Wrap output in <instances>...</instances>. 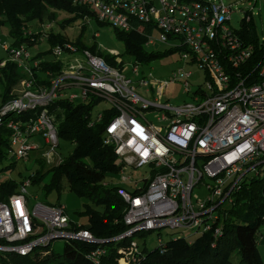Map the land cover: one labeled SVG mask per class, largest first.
<instances>
[{"label": "built area", "instance_id": "2783aa9c", "mask_svg": "<svg viewBox=\"0 0 264 264\" xmlns=\"http://www.w3.org/2000/svg\"><path fill=\"white\" fill-rule=\"evenodd\" d=\"M69 1L92 9L100 21L120 30L154 26L146 33V45L154 44L157 29L160 42L187 49L180 51L182 58L196 64L204 79L191 83L192 70L179 68L164 81L144 76L137 80V88L125 63L120 65L121 58L112 66L89 49L66 41L52 46V66L44 75L48 83H43L37 72L44 59L34 58L26 43L6 44L0 39L8 54L0 60V69L16 62L23 74L19 80L22 91L14 87L12 97L0 105V129L4 124L11 129V155L26 159L41 148L30 142L33 136L43 139L47 156L55 154L60 138L50 103L65 99L90 104L95 111L98 103L106 101L110 106L97 111L96 118L99 122L110 115L104 141L115 147L123 161V181L132 186L131 191L119 190L127 204L124 221L131 226L115 238L134 230L166 227L184 232L186 238L212 229L218 233L220 225L214 229L212 223L222 217L220 207L231 202V194L242 181L257 175L264 164V34L252 43L242 38L238 31L244 27L231 24L234 3L227 0ZM252 20L255 23L253 12L247 11L241 23ZM41 27L35 31L37 40L47 41L51 29L47 33ZM27 32L33 35L32 30ZM31 41H36L35 35ZM134 62L131 71L137 72L140 63ZM177 83L183 85L190 101L175 104L164 99L165 92ZM36 108H40L36 116L15 118ZM126 166L147 167L149 176L134 179L126 173ZM199 183L208 196L194 202ZM29 184L25 181L20 192L0 202V252L26 255L60 238L106 241L74 225L63 204L30 206ZM132 246L138 249L135 242ZM104 253L98 248L92 256ZM131 257L122 264L136 262Z\"/></svg>", "mask_w": 264, "mask_h": 264}, {"label": "trees", "instance_id": "16d2710c", "mask_svg": "<svg viewBox=\"0 0 264 264\" xmlns=\"http://www.w3.org/2000/svg\"><path fill=\"white\" fill-rule=\"evenodd\" d=\"M50 9L73 14V18L63 21L62 26L76 18H93L100 24H108L100 21L92 9L74 5L69 0H0V27H9V32L15 39L13 45L26 43L31 47L39 42L38 34L31 29V24L36 22L41 26L45 19L54 21L56 14L50 12ZM241 24L244 28L238 34L251 43L257 42L258 32L254 21H243ZM152 27L154 26L148 25V29L144 27L142 30L130 31L115 28L124 43L126 53L132 55L138 63L149 64L167 54L187 50L185 47L164 51L149 50L146 47V33L149 29L152 31ZM31 30L33 35H28L27 31ZM34 35L36 41L33 42L31 40ZM66 41L71 40L56 33L52 27L47 40L51 47L33 55L34 58L44 59L37 72L43 83H48L44 75L45 70L52 66V46ZM71 42L103 57L112 66L118 65L117 56L103 54L96 45L89 47L81 38ZM59 66L56 65L57 68ZM0 73L3 104L12 97L11 92L23 74L16 62H8L0 69ZM48 108L54 117L59 138L73 143L75 147L68 157L51 169L54 173L53 180L45 187L60 184V179L64 177L71 190L98 205L99 209L88 208L85 212L88 225L82 224L81 227L89 229L94 236L106 241L94 243L82 239H67L62 253L51 251V244L37 246L26 255L0 252V264H122V260L131 261V254L136 257V262L130 264H235L231 260L234 253L239 255L237 264H264L258 249L261 229L264 227V164L257 175H251L242 181L239 188L231 194L232 201L228 208L220 207L222 217L212 223L214 229L220 225L218 233H214L212 229L202 235L186 238L184 232H181L182 236L172 237L166 242L159 241L160 245L153 250L146 247L135 249L132 246L134 237L146 235L153 230H139L130 236L113 240L128 231L130 226L124 221L127 204L119 192V187L105 182L108 174L118 173L122 168L115 147L104 141V128L110 115H105L98 122L97 111H92V105L65 99L50 103ZM39 112L40 108H36L15 118L36 116ZM10 136L11 129L4 124L0 129V175L11 171L19 160L10 153ZM7 160L13 161L4 165ZM35 161L42 168L30 175V183L42 181L49 172L44 169L47 164L42 157L35 158ZM26 180H0V202H7L13 194L20 192V185ZM98 248L104 249L105 253L94 258L92 252Z\"/></svg>", "mask_w": 264, "mask_h": 264}, {"label": "rangeland", "instance_id": "374dc122", "mask_svg": "<svg viewBox=\"0 0 264 264\" xmlns=\"http://www.w3.org/2000/svg\"><path fill=\"white\" fill-rule=\"evenodd\" d=\"M229 2L234 3L231 21V24L234 27H239L241 25V19L244 17L245 13L247 11H251L254 14L255 26L258 34L260 36L264 34V0H258L257 2L256 0H227V3ZM50 12L56 14V19L54 21L45 19V21L42 23L43 27L47 29V33L49 32V29H52L53 27L56 33L65 35L71 41L76 42V40L81 38L82 42L89 47L94 45L98 46L103 54L111 53L116 54V56L119 54V57L124 60L122 63H120V65L125 63L128 73L133 78V82L137 88H140L137 80H141L144 76L150 81L151 77L160 81H164L169 79L172 76L174 70H177L178 67L192 70V82H202L204 79V73L197 68L196 64H187L179 52L167 54L162 58L151 61L149 64H140L138 71L133 72L131 69L133 67V63H135L134 58L132 55L126 53L124 43L118 37L114 26L110 24H100L93 18H76L71 20L67 25L62 26L63 21L73 18V14L67 11H56L54 9H50ZM39 28L42 27L38 25V23L33 22L31 24L32 30L39 31ZM41 34H43V32ZM159 36V31L155 29L153 37H155L156 40L154 44L146 45L149 50L164 51L170 48V44L159 41ZM0 39L6 44H11L15 41L9 32L8 26L0 27ZM45 40L29 47L30 52L34 55L39 51H46L49 49L51 46ZM7 57V52L4 50V48H2V46H0V59L4 60ZM14 87L15 89L19 88V81ZM19 91H22V88H19ZM2 93L3 87L0 83V104L2 101ZM186 95L187 94L184 92L183 85L181 83H177V85L172 87V90L169 91V93L166 92L164 99L170 98L172 103L179 104L185 99L190 101V98L188 95ZM109 106L110 104L106 101H101L96 105L95 111H101ZM30 142L41 146V148L33 151L26 159H19L11 171L4 172L0 175V180L15 179L17 182H21L27 179L26 181H28L31 174L42 168L35 161V158L42 157V159L47 164L44 169L49 172L42 181L37 183L31 182L28 185L26 194L30 202V206L37 202H43L50 205L63 204L67 207V212L73 223L78 225L84 224L85 226L88 225V218L85 212L88 210V208L99 209L98 205H96L89 198L71 190L67 180L64 177L60 179V184H53L50 188L45 187V185H49L53 180L54 173L51 169L58 166L64 158L68 157L73 152L75 145L60 138V143L59 146L56 147L55 154L53 156H47L46 152H44V149L42 148L44 141L40 136L31 137ZM11 161L13 160L5 161L4 165H7ZM119 163L120 165H123L121 158L119 159ZM258 170H260V168ZM125 171L127 174L132 175L134 179L138 180L149 176L150 173V169L147 167L135 169L131 166H126ZM105 182L119 187V190L121 188H124L128 191L132 190L131 184L129 182L123 181L121 171L118 173L108 174ZM207 196L208 191L204 184L199 183L193 192V201H205ZM229 206L230 202L227 201L224 203L223 208L225 209ZM261 231L262 236L259 238L258 249L264 261V227H262ZM175 236H182V234L181 232L175 233L173 229L166 227L160 231L155 230L146 235H136L134 237V242L138 245V248L146 247L149 250H153L160 245V237L164 242H166ZM66 242L67 239L65 238L53 240L50 243L51 245L49 244V248L55 253H62ZM231 260L233 263L237 264L239 261V255L234 253L231 257ZM122 263H124L123 260Z\"/></svg>", "mask_w": 264, "mask_h": 264}, {"label": "crops", "instance_id": "0c3cea01", "mask_svg": "<svg viewBox=\"0 0 264 264\" xmlns=\"http://www.w3.org/2000/svg\"><path fill=\"white\" fill-rule=\"evenodd\" d=\"M97 49L100 50V49L98 48V46H97ZM179 53H180V52H179ZM110 54H111V53H110ZM113 55H115V54H113ZM115 56H116V55H115ZM118 58H120V57H119V54H118V56L116 57V59H118ZM121 59H122V58H121ZM0 60H1V59H0ZM2 60H3V59H2ZM122 60H123V59H122ZM123 61H124V60H123ZM193 64H194V63H193ZM179 68H183V67H178L177 69H179ZM197 68H198V67H197ZM186 70H190V69H186ZM174 71H176V70H174ZM192 77H193V76H192ZM191 83H194V82L191 81ZM176 85H177V84H176ZM172 87H173V86H171L170 89H168L166 92L169 93V91L172 90ZM12 91H13V90H12ZM166 92H165V94H164V97L166 96ZM11 94H12V92H11ZM167 100L170 101V98H168ZM170 102H171V101H170ZM1 103H2V101H1ZM0 105H1V104H0ZM121 263H122V262H121Z\"/></svg>", "mask_w": 264, "mask_h": 264}, {"label": "water", "instance_id": "95a60500", "mask_svg": "<svg viewBox=\"0 0 264 264\" xmlns=\"http://www.w3.org/2000/svg\"><path fill=\"white\" fill-rule=\"evenodd\" d=\"M127 225L131 226V224H127ZM140 230H141V229H140ZM137 231H139V230H134V232H132L131 234H127V236H130V235H132L133 233H135V232H137ZM114 240H116V238H115Z\"/></svg>", "mask_w": 264, "mask_h": 264}]
</instances>
